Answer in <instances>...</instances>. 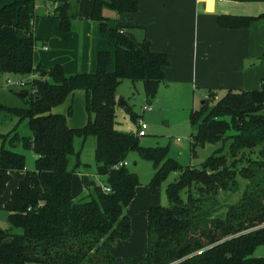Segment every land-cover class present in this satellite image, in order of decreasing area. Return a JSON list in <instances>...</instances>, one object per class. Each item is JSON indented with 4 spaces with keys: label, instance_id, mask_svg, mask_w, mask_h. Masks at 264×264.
<instances>
[{
    "label": "trees",
    "instance_id": "obj_1",
    "mask_svg": "<svg viewBox=\"0 0 264 264\" xmlns=\"http://www.w3.org/2000/svg\"><path fill=\"white\" fill-rule=\"evenodd\" d=\"M106 10L118 15L136 14L139 0H95L92 18L111 35L114 71H109L111 53L101 52L96 74L68 76L60 65L49 70L35 66L32 0L0 9V74L40 76L30 86L38 90L37 94L22 92L29 94L23 100L24 108L0 103V116L5 112L20 122L28 121L32 133L31 137L19 138H8L13 132L9 136L0 134L4 141L0 196L11 183L13 171L24 173L3 208L11 229L0 228V264H115L110 248L114 242L131 237L126 209L140 186L136 174L116 166L133 152L153 161L157 172L152 190L171 173H179L167 188L169 206L148 211L145 264H264V257L254 256L264 245V199L251 193L255 187L264 196V83L256 91H228L212 108L205 100L199 110L193 111L191 124L197 127L191 141L193 157L207 145L222 146L201 167L180 166L168 159L167 148H143L137 134L117 129L120 84L142 82L151 102L165 81L170 62L166 53L153 52L146 38L138 41L132 28L118 25L108 30ZM56 13L61 31L69 32L74 18L72 5L63 4ZM262 18L264 15L221 16L219 25L225 29L249 28ZM76 90L87 94L89 121L81 129H71L65 115L52 113ZM127 110L136 122L138 116ZM231 132L234 134L229 135ZM76 137L96 139L97 175L106 180L110 192L94 184L85 198L77 200L73 195L74 171L69 163L72 156L79 155L74 147ZM7 142L32 150L37 156L35 168L27 170L25 155L8 148ZM255 149H260L262 160L247 158L246 151ZM244 162L251 164L244 174L251 183L238 203L224 208L218 196L235 191L237 169ZM13 229L22 233L15 234ZM140 261L129 260L134 264Z\"/></svg>",
    "mask_w": 264,
    "mask_h": 264
},
{
    "label": "crops",
    "instance_id": "obj_2",
    "mask_svg": "<svg viewBox=\"0 0 264 264\" xmlns=\"http://www.w3.org/2000/svg\"><path fill=\"white\" fill-rule=\"evenodd\" d=\"M17 1L28 0H0V9ZM67 3L72 5L74 18L71 30L65 33L61 31L56 10ZM94 4L95 0H32L35 66L42 65L49 70L60 65L68 76L96 74L100 53L110 52L112 65L109 71H114L115 47L109 31L103 30L102 23L92 18ZM262 15L264 0H224L220 3L139 0L136 14L105 16L109 18L106 21L108 30L118 25L130 27L138 41L146 38L153 52L168 55L170 65L165 69V81L159 87L155 104L148 101L150 109L144 110L146 105L143 107L144 111H153L150 115H155L156 110H162L168 93L188 91L194 95V92L202 91L205 97L211 93L218 101L220 94L225 95L228 91L260 90L264 83V18L253 21L249 28L225 29L219 25V17L259 18ZM163 93L167 95L165 100L161 97ZM86 100V92L76 90L63 104L53 108L52 113L65 115L71 129L84 128L89 121ZM70 109L72 113H69ZM140 119L138 116V122ZM36 159L37 156H31L32 164L29 167L26 164L27 170L35 168ZM23 179V172H12L8 193L0 196V208H4L13 189ZM72 191L77 200L89 193L80 191L74 179ZM151 207L156 204H145L136 221L131 218L132 233L128 240L111 245L110 253L117 257V264L121 258H137L131 251L136 225L140 223L141 226L143 222L147 232Z\"/></svg>",
    "mask_w": 264,
    "mask_h": 264
},
{
    "label": "rangeland",
    "instance_id": "obj_3",
    "mask_svg": "<svg viewBox=\"0 0 264 264\" xmlns=\"http://www.w3.org/2000/svg\"><path fill=\"white\" fill-rule=\"evenodd\" d=\"M105 15L108 17H116L117 14L113 11L106 10ZM23 78L12 74H0V103L10 108H24L25 102L19 97L21 89L17 87L16 82L18 79ZM11 80L12 84L8 85L7 81ZM25 90L31 91V87ZM164 92V91H163ZM220 97H223L224 94ZM119 99L122 98L128 108L136 115L142 118L148 125L147 130L148 136L140 138V145L146 149L156 148H167L168 159H171L183 167H201L207 159L222 146V143L217 145H207L205 149L198 150V156L196 158L192 155L191 141L192 135L196 134L197 127L191 124V114L193 111L199 110L205 100L208 101L209 106L212 108L217 100L208 93L206 97L202 91L189 93L183 91L179 93H168V99L162 106V110H156L155 115H150L151 112L143 110L145 105H148V99L145 93L144 84L142 82L133 83L131 81H123L118 89ZM164 96V97H163ZM164 98L167 97L165 93L161 95ZM156 98V97H155ZM155 98L151 102H155ZM157 102V101H156ZM167 102V103H166ZM155 104V103H154ZM127 108V109H128ZM123 106H119L117 109V129L124 133H135L138 132V118L135 117L134 122L129 114L128 110ZM153 114V113H152ZM13 132V133H11ZM18 134H17V133ZM11 133V134H10ZM0 134L8 135V138H19V137H31V130L28 126V121L20 122L19 118L10 115L8 113H2L0 116ZM234 134V132L229 133ZM8 143V142H7ZM4 145L3 139H0V151ZM8 148L13 151L23 154L27 157V167L31 166V156L35 155L32 150L23 148L16 143L6 144ZM229 144H226L228 149ZM75 152L78 155L70 158L69 168L74 171L73 179L74 183L79 186V190H85L89 192L93 189L94 184L105 185V179L96 175L97 165L95 159L96 150V139L94 137H88L83 139L76 137L74 141ZM36 156V155H35ZM246 156L250 160L260 161V149L247 150ZM80 163L77 166V163ZM128 170L138 176L140 186L137 189L135 201L126 209L128 217L136 221L138 212L143 208L145 204L156 206H169V199L167 195L168 186L173 183L178 177V172L171 173L156 189L151 188L152 180L154 179L157 169L153 163L148 159H144L138 152H133L127 157ZM249 162L241 163L238 166L237 172V185L235 186L234 192H221L218 196L221 206L226 208L228 204L238 203L242 198L246 188L250 185L251 180L246 179L244 174H247L246 168H250ZM255 168V167H254ZM254 170L257 171V168ZM263 173L264 170H261ZM11 185V183L9 184ZM8 193V187L5 194ZM251 193L264 199L256 188H251ZM4 195V194H3ZM223 213L226 209H223ZM144 223L140 226V223L136 225V235L132 240L131 251L137 254V258H121L119 264H134L130 263L129 260L140 259L141 261L136 264H145L144 259L145 253L148 248V237L146 229L143 227ZM0 228L11 229V225L8 221V213L0 208ZM13 233L20 234L22 230L13 229ZM255 257H264V245L257 248ZM115 258V264H117V257ZM142 257V258H141ZM34 264V263H32Z\"/></svg>",
    "mask_w": 264,
    "mask_h": 264
},
{
    "label": "built area",
    "instance_id": "obj_4",
    "mask_svg": "<svg viewBox=\"0 0 264 264\" xmlns=\"http://www.w3.org/2000/svg\"><path fill=\"white\" fill-rule=\"evenodd\" d=\"M205 2H208V3H220V2H223L224 0H204ZM36 79H40V76L38 74H32L28 77H23V78H20L17 80L16 82V85L17 87H19L21 90H25L26 88L30 87L32 82ZM7 84L8 85H11L12 84V81L11 80H8L7 81ZM31 93L32 94H37L38 93V90L37 89H31ZM150 109V106L146 105L144 107V110H148ZM147 130H148V124L140 119L139 120V128H138V132H137V136L139 138H143V137H146L147 136ZM128 166V163L127 161H124V162H121L119 163L116 168H122V167H127ZM103 190L105 192H110V188L105 186V185H101Z\"/></svg>",
    "mask_w": 264,
    "mask_h": 264
},
{
    "label": "water",
    "instance_id": "obj_5",
    "mask_svg": "<svg viewBox=\"0 0 264 264\" xmlns=\"http://www.w3.org/2000/svg\"><path fill=\"white\" fill-rule=\"evenodd\" d=\"M20 96H21V98L26 99L29 96V94L28 93H21ZM118 103H119V105L123 106L124 108H126V109L128 108L127 103L122 98H120L118 100Z\"/></svg>",
    "mask_w": 264,
    "mask_h": 264
}]
</instances>
